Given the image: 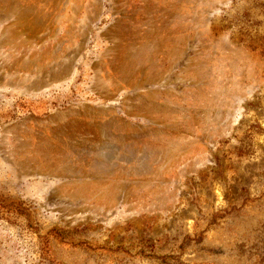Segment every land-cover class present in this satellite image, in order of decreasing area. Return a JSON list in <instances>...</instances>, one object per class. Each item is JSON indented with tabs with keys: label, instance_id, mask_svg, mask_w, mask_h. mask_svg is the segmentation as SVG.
Instances as JSON below:
<instances>
[{
	"label": "rangeland",
	"instance_id": "374dc122",
	"mask_svg": "<svg viewBox=\"0 0 264 264\" xmlns=\"http://www.w3.org/2000/svg\"><path fill=\"white\" fill-rule=\"evenodd\" d=\"M0 264H264V0H0Z\"/></svg>",
	"mask_w": 264,
	"mask_h": 264
}]
</instances>
